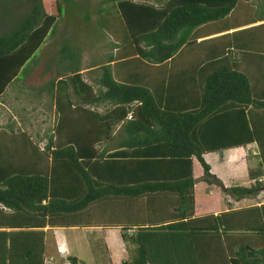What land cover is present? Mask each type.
I'll use <instances>...</instances> for the list:
<instances>
[{"label":"trees","instance_id":"16d2710c","mask_svg":"<svg viewBox=\"0 0 264 264\" xmlns=\"http://www.w3.org/2000/svg\"><path fill=\"white\" fill-rule=\"evenodd\" d=\"M237 1L167 0L155 7L149 0H108L107 12L115 8L123 29L114 18L97 20L116 51L97 64L99 88L90 101L106 109L87 111L93 127L84 128L70 103L57 107L41 148L26 130L0 126V264H82L51 253L44 228L93 225L119 230L127 252L121 264H264V202L244 203L264 189V85L216 52L197 71L193 97L166 82L164 72L167 60L195 43L196 28L224 20ZM43 2L45 13L35 0L23 31L0 36V60H14L0 94L74 3ZM59 36L57 74L69 75L74 90L92 92L80 81L84 48L63 29ZM4 39L11 44L1 48ZM131 63L137 76L124 74ZM150 76L165 80L151 83ZM252 142L259 150V168L247 173L253 182L224 188L204 155ZM200 181L225 189L224 209L195 215Z\"/></svg>","mask_w":264,"mask_h":264},{"label":"crops","instance_id":"0c3cea01","mask_svg":"<svg viewBox=\"0 0 264 264\" xmlns=\"http://www.w3.org/2000/svg\"><path fill=\"white\" fill-rule=\"evenodd\" d=\"M149 1L152 2L153 6L158 7L167 0ZM72 2L74 3L68 6L73 8L67 9L65 14H63L64 17L57 23L56 33L50 37L47 36L40 43L32 55L19 67L14 79L12 78V81L6 85L0 94V126H12L14 130H26L32 139L37 140L40 148L44 139L48 136V131L55 128L58 117L57 107L67 108L70 103L71 107L68 108H75L74 117L82 121L84 128L86 126H89V128L93 127V121L88 119L89 114L87 111L94 110L102 113L106 109V103L97 102L93 104L90 100L93 91H97L99 88L97 64L106 61L108 58L107 54L116 51V47H114L116 40L113 38V40L108 41L104 38L107 30L100 29L97 25V20L99 17L114 18L116 19L114 22L115 26L117 29L122 30L121 22L117 21L118 12L115 8L107 12L108 0H72ZM40 3L41 6H44L43 0H40ZM43 6L42 10L45 13ZM33 10H36L35 0H0V36L12 35L14 30L24 27L29 22ZM44 17L43 15V17L38 19L39 23L42 22ZM87 26L94 29L86 28ZM62 29L64 36H72L71 42L74 46H80L84 49H91L95 46L100 48L98 57L85 55L83 49L79 67L80 81L90 85L92 92L81 88L74 90L72 88L74 82L73 80H68L69 75L57 74L56 72L57 66L55 62H52V59L59 54V49L62 46L63 40L59 36ZM193 32L192 39H195V43L186 50L184 55L179 54L165 63L167 64L165 65L166 69H164L167 76L166 82L172 83L173 88L174 85L175 87H180L184 95L193 97V82L197 79V71L204 64L206 57L210 58L214 52H216L215 56L228 54L230 59L237 64L240 71L244 72L251 81L256 80L259 82L261 88L263 87L264 0H238L224 20L204 24ZM2 43L1 48H4L9 46L11 41L4 39ZM100 43L103 44L101 45ZM102 49L107 50V52L104 54ZM3 57V60H0V81L9 78L14 66V60L10 58V55ZM31 59H36L37 61L30 63ZM28 66H31L29 71ZM129 66L132 67V71L124 74L137 76L138 72H135V63H131ZM37 67L41 68V71L37 74L35 83L30 84L33 72ZM121 67V65L116 66L117 70H120ZM58 68H60V64ZM155 79L157 83L163 79L165 80L161 76H150V78H147L151 83ZM50 82L53 83L51 88L48 86ZM197 87L198 84L195 86L196 91L198 90ZM29 99H33L34 102L31 103ZM29 104H35L36 107L30 108ZM76 104H78L77 107ZM28 105L29 107L25 108ZM22 116L25 119L29 118L30 122L28 121L23 125ZM117 126L114 127L115 130ZM84 138H86V134ZM248 149L255 150L258 148L256 143L252 142L242 148L243 152ZM251 156L246 154V157ZM222 157L223 153L218 159L221 160ZM194 168L195 166L193 170ZM249 169L253 170L254 168ZM211 173H213L212 169ZM218 178L221 179L220 177ZM217 212L213 211V213ZM74 227L76 226L68 228ZM68 228H50L48 226L44 228L49 236L48 240H54V251L58 258L68 254L75 256L82 264H96L91 244L89 243V237L94 233H98L99 240L103 242L109 264H121L127 257L119 230L116 228L105 229L95 225L76 227L80 230V233L75 237L71 234L68 235L65 231ZM78 246H81L82 249H79ZM74 250H77V254L82 257L77 254L73 255Z\"/></svg>","mask_w":264,"mask_h":264},{"label":"rangeland","instance_id":"374dc122","mask_svg":"<svg viewBox=\"0 0 264 264\" xmlns=\"http://www.w3.org/2000/svg\"><path fill=\"white\" fill-rule=\"evenodd\" d=\"M89 29H94L92 27H86ZM105 30V29H104ZM104 38H106L108 41L113 40V38L106 32L104 34ZM101 45L103 43H100ZM108 47V46H107ZM110 48V46H109ZM107 50H109L107 48ZM107 50L102 49L104 54L107 52ZM85 55L92 56V57H98L100 55V48L98 46L92 47L91 49H84ZM36 53V52H35ZM103 55V54H102ZM31 63V61H30ZM41 71V68H36V70L33 72V76L31 78L30 84L35 83V79L37 78V74ZM30 102H34L33 99H29ZM30 105V104H29ZM29 105L25 108H28ZM35 108L36 105H30V108ZM31 116H33L31 114ZM23 125H25L26 122H30L29 118L25 119L23 116ZM252 149H248L246 152H243L242 148L237 149H230V150H224L223 157L221 160L218 159L219 154L217 152L208 153L204 156L205 161L212 167V172L215 173L218 177L221 178V180L224 182V188L234 185H248L250 183L247 173L249 168H259L258 165V157L251 156ZM246 154H248L251 157H246ZM199 169L195 166L194 168V175L199 176ZM248 179V180H247ZM220 187L219 185H209L205 182H198L197 185H195L194 193L196 197V207H195V215H202L207 212H213V211H219L225 208V202L223 198H230L229 196H225V189ZM256 202H264V191H261V193L257 196H248L245 200V204H255ZM68 235H72L73 237L77 236L80 233V230L76 227L74 228H68L65 230ZM98 233H94L89 237V243L91 244V250L93 252V256L95 258L96 264H109L107 260V254L105 251V248L103 246V242L99 240ZM49 238V236H48ZM51 247L50 252L55 254L54 251V240L50 241ZM79 249H82L81 246H78ZM82 251V250H81ZM80 251V252H81ZM50 253V254H51ZM78 253L77 250H74L73 255H76ZM78 256H81L77 254ZM82 257V256H81ZM87 261V260H86Z\"/></svg>","mask_w":264,"mask_h":264},{"label":"clouds","instance_id":"9594fccd","mask_svg":"<svg viewBox=\"0 0 264 264\" xmlns=\"http://www.w3.org/2000/svg\"><path fill=\"white\" fill-rule=\"evenodd\" d=\"M258 148V147H257ZM254 153H252V155L254 157H258L259 156V150L258 149H252ZM259 159V158H258ZM251 182V180H249ZM264 189L261 188V190H259V193L257 195H259L261 193V191H263Z\"/></svg>","mask_w":264,"mask_h":264},{"label":"built area","instance_id":"2783aa9c","mask_svg":"<svg viewBox=\"0 0 264 264\" xmlns=\"http://www.w3.org/2000/svg\"><path fill=\"white\" fill-rule=\"evenodd\" d=\"M251 152L254 153L253 150H251ZM259 181H264V176L260 177V178H259ZM251 182H253V181H251ZM263 191H264V190H263Z\"/></svg>","mask_w":264,"mask_h":264}]
</instances>
